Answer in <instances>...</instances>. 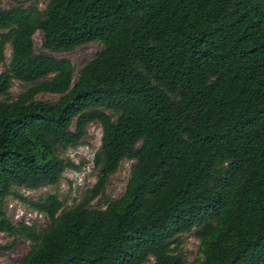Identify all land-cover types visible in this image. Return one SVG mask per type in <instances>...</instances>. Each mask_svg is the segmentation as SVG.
I'll return each mask as SVG.
<instances>
[{"label":"trees","instance_id":"obj_1","mask_svg":"<svg viewBox=\"0 0 264 264\" xmlns=\"http://www.w3.org/2000/svg\"><path fill=\"white\" fill-rule=\"evenodd\" d=\"M35 30L46 51L101 47L73 80L67 58L35 52ZM5 43L0 232L30 241L19 264H186L188 232L198 264H264V0L15 2L0 7V60ZM90 122L95 178L76 201L18 193L78 169L61 152ZM123 158L121 194L91 205ZM9 194L46 223L11 221Z\"/></svg>","mask_w":264,"mask_h":264},{"label":"rangeland","instance_id":"obj_2","mask_svg":"<svg viewBox=\"0 0 264 264\" xmlns=\"http://www.w3.org/2000/svg\"><path fill=\"white\" fill-rule=\"evenodd\" d=\"M32 0H0V7H6L15 2L20 4H28ZM47 0H37L39 7H43ZM32 43L35 52H45L57 57L67 58L74 67L73 80L75 79L76 70L80 64L93 56L97 52L101 43L98 41H89L80 44L68 51H46L41 48V32L35 30L32 34ZM9 56V44L5 43L3 48V58L0 60V71L4 68ZM23 83L17 80H11L9 86V93L14 96L21 88ZM37 98L42 99H55L57 95L51 93H38ZM100 138V126L96 122H90L87 124L82 140L75 146H69L62 150L61 155L69 158L72 162L79 164L78 169L65 168L60 176V179L56 185L44 186L36 189H30L26 187H17L18 193L26 197V199H35L39 195H43L47 192H56L58 197L65 198V205H70L74 200L76 201L83 189L89 186L94 181V170L92 169L91 157L93 152L99 145ZM130 160L123 158L119 161L117 168L108 175L103 193L97 195L91 201V205L96 207L103 206V199L117 198L124 187L126 178L129 172ZM70 181V183H68ZM18 199L22 207L26 208L28 204L26 201L20 200L19 197L9 194L6 196L3 202L4 211L11 220L14 218V210L16 206H11L9 201ZM12 205H15L14 203ZM0 245L6 246L0 248V264H19L24 254L30 247V241L18 237L10 236L3 232H0ZM180 250L184 256L186 264H198L200 258V252L198 250V240L194 237L192 232L181 234ZM152 261L148 259L147 263Z\"/></svg>","mask_w":264,"mask_h":264},{"label":"built area","instance_id":"obj_3","mask_svg":"<svg viewBox=\"0 0 264 264\" xmlns=\"http://www.w3.org/2000/svg\"><path fill=\"white\" fill-rule=\"evenodd\" d=\"M13 203L15 205H12ZM8 204H10L11 206H16V209L14 210L15 219L11 220L8 217L11 221H14V222L22 221L25 224H37V225H44L46 223L47 217L44 212L37 210L35 208H32L29 205L26 208H24L22 207V204L18 199L9 201Z\"/></svg>","mask_w":264,"mask_h":264}]
</instances>
